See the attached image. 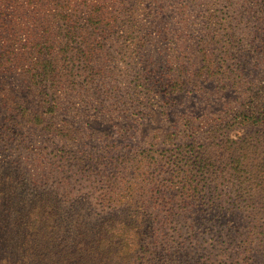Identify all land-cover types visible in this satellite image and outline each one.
I'll return each instance as SVG.
<instances>
[{
    "label": "trees",
    "instance_id": "trees-1",
    "mask_svg": "<svg viewBox=\"0 0 264 264\" xmlns=\"http://www.w3.org/2000/svg\"><path fill=\"white\" fill-rule=\"evenodd\" d=\"M183 1L177 0L180 4L186 0ZM190 1L188 6L196 5L194 0ZM81 3V10L88 9L85 20L78 6L57 2L52 20H45L51 24L44 31L57 25L60 55L47 50L44 59L31 61L24 69L32 85L38 86L44 103L45 116H39L38 123L46 136L59 140L44 139L38 147L43 166L40 176L0 171V264H110L116 257L125 261L134 251L137 264L155 259L150 254L168 257L169 253L182 250L165 247L148 250L140 243L161 234L163 230L155 224L162 220L163 213L167 216L162 223L175 214L190 215L189 206L192 202L198 205V194L204 190L215 197L207 205L212 208L221 197L220 186L229 187V183L234 192L232 213L249 218L245 230L248 235L257 234L260 241L257 248L264 249L263 82L255 83L258 89L248 95V100L233 115L202 132L194 119L182 117L179 128L167 133L161 141L164 146L160 155H154L158 150L155 136L147 138L149 148L139 155L116 156L108 143L101 150L89 142L100 136H92L87 123L80 120L84 115L87 118L86 111L90 110L100 113L107 109L111 113L100 97L110 95L111 91L101 88L100 83L92 85L94 79L101 80L87 62L93 50L102 44L84 52L82 47L94 40L81 32L83 28L91 29L92 33L109 28L117 22L120 9L108 11L104 3L87 0ZM254 14L256 19H263L264 0H259ZM232 24L236 25L230 20L227 26L223 25L224 32L218 39L217 28H213L212 41L221 43L224 56L231 55L232 42L236 45L239 42L232 34ZM256 24L257 29L259 23ZM21 29L25 30L19 27L16 31ZM263 36L254 32L250 42L255 40L264 46ZM0 39L4 46H10L14 38L0 36ZM37 45L51 48L50 36L42 35ZM0 59L2 63L19 64L22 57L11 51L10 56L7 52L0 53ZM151 73L146 69L136 75L138 83L134 86L140 85V89L133 87V92L121 96L123 112L128 111L129 102L135 113L140 111L142 115L150 104L170 105L192 80L188 64L179 66L175 76L164 80L154 78ZM154 85L156 91L152 90ZM93 86L100 88L101 93L87 88ZM60 111L74 120L61 118L56 124L53 118ZM4 130H15L7 116L0 122V132ZM204 137L208 141H202ZM162 171L168 173L165 180L160 179ZM92 188L96 190L91 191ZM240 253L244 254L240 264H264V260H258L264 258V250H240Z\"/></svg>",
    "mask_w": 264,
    "mask_h": 264
},
{
    "label": "rangeland",
    "instance_id": "rangeland-1",
    "mask_svg": "<svg viewBox=\"0 0 264 264\" xmlns=\"http://www.w3.org/2000/svg\"><path fill=\"white\" fill-rule=\"evenodd\" d=\"M81 1L0 0V36L14 38L9 42L10 46H4L0 39V53L7 52L10 56L13 51L22 57L19 64L2 63L0 59V122L7 116L15 129L0 132V171L3 173L40 176L43 166L38 147L44 139L59 140L56 136H46L41 129L42 124L38 123L39 116H45L44 103L38 86L32 85L24 69L31 61L44 59L47 50L60 55L59 29L55 25L44 31L51 24L45 20H52L57 2H71L78 6L80 16L85 20L88 9L81 10ZM89 1L104 3L108 11L120 9L117 22L109 28L93 33L91 29L83 28L81 32L94 40L82 47L84 52L102 44L93 50L87 62L101 80L94 79L92 85L100 83L101 88L111 91L108 96H100L111 113L107 109L100 113L90 110L86 111L88 117L84 115L80 120L82 124L87 123L92 136H100L89 142L101 150L108 143L116 156L123 153L139 155L149 148L147 138L155 136L158 150L154 155H160L164 136L179 128L183 118L194 119L202 132L233 115L241 103L248 100V95L258 89L259 85L255 83L262 81L261 85L264 84V46L255 40L250 42L254 32L264 34V17L256 19L257 14H254L259 0H194L196 5L192 7L188 6L192 3L190 0H184V4L177 0ZM230 20L236 24H232V34L239 42L237 45L232 42L229 47L231 55L224 56L221 43L212 41L213 28H217L215 38L218 39ZM256 23H259L257 29ZM19 27L26 31H16ZM44 34L50 36L51 48L37 45ZM204 52L207 56L203 55ZM186 64L192 74L191 83L186 90L174 96L170 105L158 107L148 104L142 115L140 111L135 113L136 109L129 102L128 111H122L119 99L124 93L133 92V87L140 89V85H134L138 83L136 75L141 70L150 69L154 78L164 80L175 76L177 68ZM81 76H84L83 72ZM87 88L101 93L100 88ZM152 88L157 90L155 85ZM61 118L70 122L74 120L71 115L60 111L53 121L58 124ZM206 137L202 141H208ZM167 176V171H162L160 179L165 180ZM220 189L221 197L214 201L212 208H207V205L215 197L204 190L198 194V205L192 202L189 206L190 215L175 214L174 218L162 223L167 216L163 213L162 220L155 224L163 230L161 234L149 236L140 243L148 250L165 247V250L182 252H171L163 258L150 254L155 259H145L144 263L240 264L244 257L240 250H264L257 248L260 243L257 234L248 235L245 230L249 218L242 217L239 212L232 213L234 192L231 184L229 187L221 185ZM138 246L139 243L136 244ZM136 254L134 251L125 261L116 257L110 264H137L134 263ZM258 260L263 261L264 258Z\"/></svg>",
    "mask_w": 264,
    "mask_h": 264
}]
</instances>
